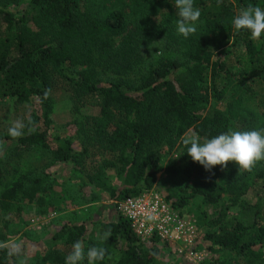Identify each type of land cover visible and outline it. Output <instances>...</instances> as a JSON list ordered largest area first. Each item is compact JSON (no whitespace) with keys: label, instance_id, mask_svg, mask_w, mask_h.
<instances>
[{"label":"trees","instance_id":"1","mask_svg":"<svg viewBox=\"0 0 264 264\" xmlns=\"http://www.w3.org/2000/svg\"><path fill=\"white\" fill-rule=\"evenodd\" d=\"M193 4L201 17L196 32L185 38L177 31L175 0H0V100L36 104L21 137L0 136V183L8 155L38 148L53 161L74 163L88 152L85 145L75 148L73 137L52 131L49 70L55 69L79 92L98 97L89 139L114 155L119 188L106 186L100 172L84 175L77 190L93 183L104 194L93 191L85 198L81 192L83 201H114L156 188L182 214L187 200L199 196L204 224L198 238L210 254L198 264H264V160L250 172L233 161L209 171L182 143L189 130L203 142L231 130L264 129V33L253 40L232 23L250 4L264 8V0ZM160 39L176 46L182 58L145 63L150 45ZM140 68L139 76L119 74ZM174 139L182 146L181 165L164 164L159 152ZM56 182L43 170L27 172L1 184L0 199L5 205L54 206ZM101 227L111 231L107 241L87 236L83 223H66L54 237L66 233L71 247L80 240L85 251L104 247L105 258L94 264H160L158 239L141 241L118 211ZM10 237L0 232V243ZM13 248H0V264H18L20 250L10 255ZM71 250H43L35 262L65 264Z\"/></svg>","mask_w":264,"mask_h":264},{"label":"rangeland","instance_id":"2","mask_svg":"<svg viewBox=\"0 0 264 264\" xmlns=\"http://www.w3.org/2000/svg\"><path fill=\"white\" fill-rule=\"evenodd\" d=\"M171 56L182 58V54L176 46L160 39L150 45L146 53L145 63H154L163 57ZM143 70L140 68L139 71H131L127 74L120 71L119 74L122 77L139 76ZM98 73L104 76H113L108 71L103 74L98 70ZM49 75L50 95L53 102L50 123L53 133L62 137H73L74 147L80 149L81 146L85 145L88 147V152L77 158L74 163L53 161L47 152L38 148L29 149L23 152L20 157L8 155L5 159L2 165L3 178L2 183H0V191L2 190L1 184H10L27 172L38 173L43 170L57 180L53 185L56 192L52 198L55 202L54 206H36L22 201L18 204L5 205L0 199V232L6 231L7 236L11 235L4 244L11 247L19 245L20 258L18 264H21V261L24 264H37L35 262L37 254L43 250L51 248L70 250L72 247L66 241V233L54 237L58 235L66 223H83L87 229V236L91 235L93 239L102 241L100 237L105 231L102 229L101 223L113 220L117 214L114 201L109 197H102L88 203L82 200V193L87 198L90 193L95 191L93 183L85 186L81 191L82 193L77 190L80 184L78 178L99 172L101 173V181L106 186L119 188L118 179L114 175V168L111 165L114 155L101 148L100 143L96 141L97 139H89L91 118L97 110L99 99L97 96L79 92L55 69H50ZM35 108L36 104L34 103H21L11 97L0 100V136L9 135V127L17 120L23 121L26 125ZM114 113L118 114L117 111ZM171 143L159 148L162 162L166 164L173 161L176 165H181L183 151L182 146L179 145L180 139H174ZM155 190L162 195L165 193L163 190L160 191L156 188ZM164 190L166 191V189ZM95 192L101 194L100 189H96ZM103 194L104 191L101 195ZM202 206L201 198L196 196L187 200L181 210L182 216L195 222L198 237L204 224L200 212ZM46 208L49 209L42 212ZM141 241L148 243L150 239ZM156 245L159 249L158 261L160 264H187L176 254L172 246L159 240L156 241ZM196 245L200 249H206L207 257L209 256V250L202 239L198 238ZM111 253V259L114 262L117 259V253L113 249Z\"/></svg>","mask_w":264,"mask_h":264},{"label":"clouds","instance_id":"3","mask_svg":"<svg viewBox=\"0 0 264 264\" xmlns=\"http://www.w3.org/2000/svg\"><path fill=\"white\" fill-rule=\"evenodd\" d=\"M218 5L223 0H217ZM175 7L178 9L179 19L176 21L179 34L188 38L196 32V24L201 17L199 8L194 7L193 0H175ZM234 28L248 30L251 39L258 40L264 33V8L259 5H248L242 8L232 21ZM50 90L45 91V96ZM29 121V124H32ZM25 125L23 121L13 122L8 129V134L13 138L23 135ZM30 130H34L31 129ZM182 143L187 147V154L194 162L201 164L205 170H211L214 166L226 167L228 162L233 161L239 169L250 172L255 164L264 160V129L240 131L231 130L222 132L211 138H205L201 142L200 136L192 130L186 132L182 137ZM111 236V231H105L100 239L107 241ZM8 247L7 244L0 243V248ZM19 245H16L10 255L19 252ZM106 255L104 247L92 246L85 251L82 241L78 240L72 245L71 252L65 258V264H82L87 257L88 264H94L97 260H103ZM21 264H24L21 261Z\"/></svg>","mask_w":264,"mask_h":264},{"label":"built area","instance_id":"4","mask_svg":"<svg viewBox=\"0 0 264 264\" xmlns=\"http://www.w3.org/2000/svg\"><path fill=\"white\" fill-rule=\"evenodd\" d=\"M114 205L140 240L157 238L172 246L187 264H198L207 257V250L196 245L195 222L177 212L155 189L114 200Z\"/></svg>","mask_w":264,"mask_h":264}]
</instances>
